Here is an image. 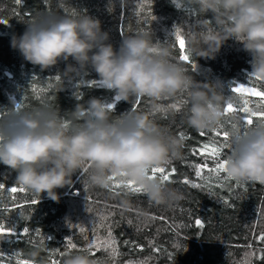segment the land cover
Listing matches in <instances>:
<instances>
[{
    "label": "trees",
    "instance_id": "obj_1",
    "mask_svg": "<svg viewBox=\"0 0 264 264\" xmlns=\"http://www.w3.org/2000/svg\"><path fill=\"white\" fill-rule=\"evenodd\" d=\"M46 14L98 18L114 48L123 37L147 32L153 44L169 48V60L180 64L196 81L219 83L226 102L232 99L242 104L248 99L253 111H264V105L256 107L258 97L230 92L234 83L249 81L246 86L258 89L264 85V81L249 80L251 56L240 42L227 40L213 59L198 57L190 51L186 37L193 22L206 16L210 18V14L200 12L190 0H0V21L4 22L0 23V118L7 115L6 108L11 107L10 100L14 99L22 104L21 110L43 108L57 113L72 130L84 120L83 116L74 115L76 105L86 106L95 97L114 104L112 122H119L127 112L145 113L166 134L181 141L179 156L171 157L162 166L166 171L175 168V174L163 183L181 195L179 200L167 205L155 204L144 193L110 190L113 181L109 189L92 185L90 176L94 169L89 161H84L73 174L71 186L57 189L58 202L24 186L25 192L11 193L8 189L21 184L16 182L15 171L0 164V183L5 185V189H0V208L10 209L0 220L11 229L10 234L0 237V264H18L22 259L29 264H51L53 259L63 264L68 255L52 256L51 253L57 249L67 251L69 240L77 246L71 255H87L96 264H264V240L260 239L264 229H256L255 241L252 238L256 237L250 236L255 221H264V184L240 181L237 184L234 179L225 183L226 173H221L220 180L213 177L208 181L211 187H193L204 183L196 176L194 165L207 163L209 169L214 167L211 159L205 161L199 152L192 154L193 149L201 148L212 139L213 129L202 131L206 135L201 136V132L188 125V93L180 92L157 101L162 110L154 112L153 101L148 97L139 98L138 106L136 98L130 102L115 100L114 91L99 83L90 68L71 81L62 80L66 64L74 63L71 58L41 71L39 66L24 60L11 47L10 40L13 35H22L27 24ZM177 29L185 39L190 62L179 59ZM90 81L97 83L90 86ZM226 102H222L223 109ZM172 105H178L179 110ZM233 115L237 114L224 118L222 122H228L221 131H231V124L237 122ZM238 115L248 114L239 112ZM260 120L253 117L254 123L248 126V131L260 126ZM181 132L189 138L181 139ZM216 139L222 142V135ZM223 152L226 159L231 150ZM202 174L208 176V170ZM186 178L189 183H184ZM115 181L120 180L115 177ZM32 199L37 203L31 204ZM15 204L24 207L16 208ZM196 220L203 226H197ZM24 228L30 229L28 235H23ZM37 230L50 237L45 240V247H39ZM109 231L116 241L117 254L113 256L111 249L103 247L94 248V255L89 254V243L97 238L103 243L109 239Z\"/></svg>",
    "mask_w": 264,
    "mask_h": 264
},
{
    "label": "clouds",
    "instance_id": "obj_2",
    "mask_svg": "<svg viewBox=\"0 0 264 264\" xmlns=\"http://www.w3.org/2000/svg\"><path fill=\"white\" fill-rule=\"evenodd\" d=\"M190 2L210 14V18L193 22L186 37L190 51L213 59L227 40L238 41L251 56L250 74L264 81V0ZM109 40L98 18L46 14L27 24L22 35H13L10 45L41 71L71 58L74 63L66 64L62 80L71 81L90 68L118 101L148 97L154 112L162 110L157 101L187 92V123L198 132L212 130L224 120L222 102L226 100L221 85L196 81L180 64L169 60V48L153 44L149 33L123 37L117 48ZM10 103L7 115L0 118V164L15 171L16 182L26 189L58 202L57 189L71 186L73 174L82 162L89 161L94 186L109 189L108 177L115 176L141 186L157 205L181 198L158 179L148 178L149 169L179 156L181 141L166 134L145 113L127 112L119 122H112L114 104L109 108L111 103L93 97L86 106L76 105L74 115L84 120L80 127L69 130L53 111L17 110L18 102L12 99ZM225 173L236 181L264 184V126L234 138ZM63 264L93 261L77 253L68 255Z\"/></svg>",
    "mask_w": 264,
    "mask_h": 264
},
{
    "label": "snow or ice",
    "instance_id": "obj_3",
    "mask_svg": "<svg viewBox=\"0 0 264 264\" xmlns=\"http://www.w3.org/2000/svg\"><path fill=\"white\" fill-rule=\"evenodd\" d=\"M17 2H20V0H17ZM0 23H4L3 21H0ZM176 41L178 43L179 49L181 50V55L179 59L181 61L185 62H190V54L186 50V43L185 39L183 38L182 35H180V30H176ZM249 80H252L253 78L255 81H261L259 78L252 76L249 74ZM57 80H59V77H56ZM249 81H246L245 83H239V84H233V86L230 87V92L231 93H236V94H242L247 97H258L259 101L256 102V107L259 108L262 105H264V85H260L259 89L256 86H246ZM97 82L95 81H90L89 85L91 86L92 84H95ZM101 84H104L103 82H99ZM34 91H36L35 87L33 88ZM115 100H119V97H116ZM251 103L250 100L244 99L242 104H238L235 100L229 99L226 102V105L223 109L225 117H227L229 114H237L233 115V119H235L237 122L231 124V131H221L225 127V122H221L216 128L213 129V135L212 139L207 143L201 146L199 149H193L192 154L195 155L197 152L201 156L205 158V161L208 159H211L214 162V167L210 168L208 167L207 163H204L203 165L196 164L194 165L195 170H196V176L199 177L202 181H204L203 184H193V187H211V184L208 183L209 180H211L213 177H215L216 180H220V174L225 173V165H226V159L223 158L224 149H230L232 150L233 147V140L234 138L238 139L241 135L246 136L248 133V126L253 125V117H259L261 118L260 120V126H264V111H253L252 108L249 106ZM139 104V99H137V106ZM109 108H112V104L108 105ZM173 108H176L179 110L178 105H172ZM22 104L17 103L16 104V109L21 110ZM239 112L247 113L248 115L244 117H240L238 115ZM83 115V114H81ZM65 126L67 127V123H65ZM201 136H205L206 133L201 132ZM222 135V142L217 140L216 137H219ZM180 138L181 139H188L183 132L180 133ZM83 163V162H82ZM168 162H166L167 164ZM207 169L208 170V176H204L202 173L203 171ZM86 171V169H85ZM149 172L151 174H149ZM157 174L159 175L160 181L166 182L170 180V177L175 174V168H172L171 171H166L165 167H153L148 170V178L149 179H157ZM108 179L110 181H113V185L110 188V190H116V189H121V190H127L130 191L131 193H143V188L141 186L136 185L133 181L126 180V181H115V176H109ZM233 178L230 176H225L223 177V182H227L232 180ZM184 183H189L188 179L186 178L184 180ZM240 182L237 181V184ZM222 186V185H221ZM0 189H5V185L3 183H0ZM11 193H17V192H25L26 189L23 187V185H20L19 187H11L8 189ZM37 200L32 199L31 204H36ZM14 207L16 208H21L24 207L22 204H15ZM5 211H10L8 208H0V216H4ZM163 219V218H161ZM197 226L202 227V223L200 220H196ZM11 229L6 228L3 221L0 220V237L5 236L6 234H10ZM30 233L29 228H24L23 229V235H28ZM21 235V234H20ZM109 239L105 240L103 243L100 242L99 238L93 240L89 245L87 246V251L89 254L94 255V252H92V249H97L99 250L101 247L105 249H111L113 256L117 254V249L114 247L116 241L114 238H112V233L109 231L108 233ZM36 236L39 237V247H45V240L50 239V237H45L42 235L38 230L36 231ZM261 240H264V234L260 237ZM34 242V241H33ZM127 243V242H126ZM67 251L65 252H59V250H55L54 252L51 253L52 256H55L59 254L60 256H67L71 253L73 249H76L77 246L71 242V240L68 241L67 243ZM2 258V257H0ZM18 264H29L27 260H20ZM51 264H61L59 260L53 259L51 261ZM93 264H96L95 261H93ZM138 264H146V262H138Z\"/></svg>",
    "mask_w": 264,
    "mask_h": 264
},
{
    "label": "rangeland",
    "instance_id": "obj_4",
    "mask_svg": "<svg viewBox=\"0 0 264 264\" xmlns=\"http://www.w3.org/2000/svg\"><path fill=\"white\" fill-rule=\"evenodd\" d=\"M264 221H261V222H256L255 221V223H254V225H253V228H251V230H252V232L250 233V236H251V238L252 237H256V238H252V240L253 241H255L256 239H258L257 238V236H258V231L256 230V229H258V230H260V229H264ZM258 244V243H257Z\"/></svg>",
    "mask_w": 264,
    "mask_h": 264
}]
</instances>
